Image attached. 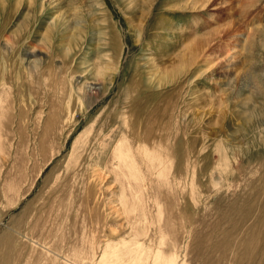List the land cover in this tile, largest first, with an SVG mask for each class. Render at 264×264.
I'll return each instance as SVG.
<instances>
[{
  "label": "rangeland",
  "instance_id": "1",
  "mask_svg": "<svg viewBox=\"0 0 264 264\" xmlns=\"http://www.w3.org/2000/svg\"><path fill=\"white\" fill-rule=\"evenodd\" d=\"M262 27L264 0H0V264H264Z\"/></svg>",
  "mask_w": 264,
  "mask_h": 264
},
{
  "label": "bare ground",
  "instance_id": "2",
  "mask_svg": "<svg viewBox=\"0 0 264 264\" xmlns=\"http://www.w3.org/2000/svg\"><path fill=\"white\" fill-rule=\"evenodd\" d=\"M211 1V0H210ZM247 18V17H246ZM262 28H264V27H262ZM252 34H254V33H252ZM256 36V35H255ZM254 36V37H255ZM253 39V38H252ZM214 40V39H213ZM257 41V38H256V40H255V42ZM249 43H250V41H249ZM247 44L246 45V47H249L250 46V48H254V46H251L250 44ZM207 44V43H206ZM211 44V43H210ZM252 44H254V42H252ZM199 45H200V43H199ZM208 45V44H207ZM206 45V46H207ZM201 46V45H200ZM205 45L203 44L202 45V47H204ZM262 46V45H261ZM262 47H264V46H262ZM195 48V47H194ZM255 48H259V46H256ZM192 49V48H191ZM201 48L200 47H198V45H197V52L200 50ZM246 49H248V48H246ZM253 50V49H252ZM251 50V51H252ZM193 52V62H194V64L196 63L195 61H197V60H194V59H196L198 56H197V53H194V51H192ZM241 52H242V50H241ZM245 52H248V50H245ZM192 54V53H191ZM190 54V55H191ZM249 54H250V52L249 53H241L240 55H239V57L238 58H241L242 57V59L244 60H249V59H256V58H249L248 56H249ZM27 55V54H26ZM246 58H248V59H246ZM254 62V61H253ZM192 63V62H191ZM240 63H241V65H240V69L242 68L243 69V72L246 74L245 76V78H248V79H251V80H253V83L252 84H255V83H259V84H262V86L264 87V75H260V74H254V73H249V71L247 70V69H249V68H247L248 66L250 67V69L252 68V66L253 65H255L254 63H251V65L250 64H248L246 61H240ZM260 63H258V65H259ZM233 65V64H232ZM193 66V65H192ZM239 66V65H238ZM257 66V65H256ZM233 68H235L234 66H233ZM231 69V70H234V69ZM129 149V148H128ZM131 151V150H130ZM130 151L128 150L127 151V155H124L122 152H120L119 151V153H118V155H117V158H118V160H119V163L120 162H123V164H128V162L130 161V160H132V156L130 155ZM132 162H133V160H132Z\"/></svg>",
  "mask_w": 264,
  "mask_h": 264
}]
</instances>
